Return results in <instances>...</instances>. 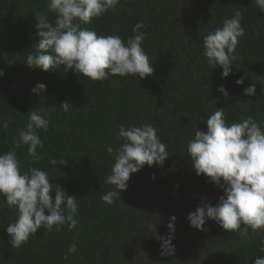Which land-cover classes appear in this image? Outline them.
Segmentation results:
<instances>
[{"label":"trees","instance_id":"1","mask_svg":"<svg viewBox=\"0 0 264 264\" xmlns=\"http://www.w3.org/2000/svg\"><path fill=\"white\" fill-rule=\"evenodd\" d=\"M47 2L0 0V70L5 73L0 77V124L13 119L7 130L0 127V153L15 151L23 171L45 170L54 185L77 197L78 226L69 231L65 224L62 231L47 233L41 227L15 249L6 227L15 221L16 210L0 206V264H255L264 257V231L249 229L242 237L212 219L204 230L188 220L190 212L216 205L224 195L210 178L196 174L187 155L196 128L207 131L208 115L221 108L229 124L249 116L264 122V13L254 0H120L115 10L80 27L126 41L143 21L142 47L155 71L145 79L116 75L103 81L65 66L43 71L24 63L40 40L38 18L54 22ZM236 11L243 14L245 36L239 39L231 74L222 78V68L214 69L203 56V36ZM240 78L242 85L236 84ZM38 83L46 91L34 93ZM252 84L256 95H245ZM221 85L227 97L217 90ZM64 102L72 106L67 113L60 106ZM33 111L50 122L48 131L38 130L44 145L39 161L29 158L27 146L16 147L18 131ZM121 124L154 126L169 157L162 166L146 164L132 174L121 199L109 205L100 197L115 190L106 178L123 143L117 138ZM61 157L66 164H50ZM51 195L54 199V190ZM172 216L175 252L162 256L155 235H169ZM155 224L153 233L150 225ZM73 243L75 254L68 252Z\"/></svg>","mask_w":264,"mask_h":264},{"label":"clouds","instance_id":"2","mask_svg":"<svg viewBox=\"0 0 264 264\" xmlns=\"http://www.w3.org/2000/svg\"><path fill=\"white\" fill-rule=\"evenodd\" d=\"M119 3L120 0H48L49 13L56 14L54 22L38 18L36 27L40 40L35 54L29 53L24 63L32 70L43 71L65 66L93 81H103L116 75L137 76L139 79L153 75L152 60L142 47L145 33L139 31L145 27L143 21L134 26L135 34L126 41L119 35H98L95 30L80 27V24H91L94 19L115 10ZM254 3L264 13V0H254ZM242 19L243 14L236 11L223 21L221 28L203 36V56L214 69L222 68V78L231 74L239 39L245 36ZM4 74L0 70V77ZM243 83L244 78L236 80L238 85ZM46 88L45 84L38 83L33 92L39 94ZM217 90L225 97L229 95L223 85ZM244 92L245 95H256L255 84ZM60 106L66 113L72 107L69 102ZM223 109L208 115L207 131L196 128L194 139L188 142L187 155L196 174L210 178V182L223 189L224 195L218 204L208 203L190 212L188 220L192 227L204 230L206 221L212 219L223 229L247 237L249 229L253 233L264 231V122H257L249 116L229 124ZM27 117L25 127L18 131L16 147L27 146L29 158L39 161L42 159L39 150L44 145L38 130L48 131L50 122L36 111ZM12 123L13 119L9 117L0 127L7 130ZM117 138H122L123 143L115 150L111 174L106 178V183L113 185L115 190L100 197L109 205L121 199L120 193L127 190L132 174L146 164L149 167L155 164L162 166L169 157L167 146L151 124L128 127L121 124ZM107 151L113 153L111 147ZM58 163L63 165L67 160L62 157L50 160L54 167ZM53 190L54 199L51 195ZM0 197H3L0 206L16 210L15 221L6 227L12 248H21L37 235L41 227L47 233L54 228L62 231L65 224L69 231L78 226V198L69 195L60 185H54L45 170L32 167L23 171L21 161L12 150L0 153ZM175 220L176 217L172 216L168 236L155 235L161 242L162 256H171L175 252L172 236ZM150 228L151 232H156V224ZM68 252H77L76 243L70 245ZM255 264H264V257H257Z\"/></svg>","mask_w":264,"mask_h":264}]
</instances>
